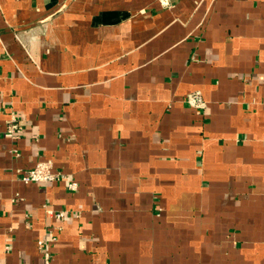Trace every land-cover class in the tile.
<instances>
[{
  "label": "crops",
  "instance_id": "0c3cea01",
  "mask_svg": "<svg viewBox=\"0 0 264 264\" xmlns=\"http://www.w3.org/2000/svg\"><path fill=\"white\" fill-rule=\"evenodd\" d=\"M0 264H264V0H0Z\"/></svg>",
  "mask_w": 264,
  "mask_h": 264
},
{
  "label": "built area",
  "instance_id": "2783aa9c",
  "mask_svg": "<svg viewBox=\"0 0 264 264\" xmlns=\"http://www.w3.org/2000/svg\"><path fill=\"white\" fill-rule=\"evenodd\" d=\"M165 5L168 4V0H162ZM186 102L193 108L198 110H204L207 108V102L204 99L201 91L195 90L190 92L186 97ZM6 132L11 138L18 140L23 135V127L19 119L13 115L11 119L7 121ZM20 179L25 183L39 182V183H52L67 181L68 189L74 192L78 189V182L72 177L70 173L62 170H55L51 161H39L36 165L24 171ZM49 215L54 217L58 223H61L67 216L65 209L54 210L47 208ZM62 229L61 225H53L48 228L47 235L38 241V246L41 249L46 263H49L52 258L51 248L52 244L58 239L57 232ZM10 247L8 246L7 249Z\"/></svg>",
  "mask_w": 264,
  "mask_h": 264
}]
</instances>
